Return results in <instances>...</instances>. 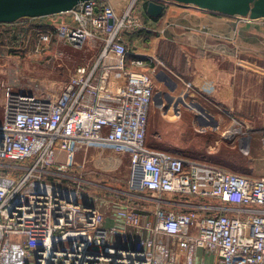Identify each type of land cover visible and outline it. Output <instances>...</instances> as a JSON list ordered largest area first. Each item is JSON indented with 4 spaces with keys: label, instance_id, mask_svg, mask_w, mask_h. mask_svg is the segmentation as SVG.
I'll use <instances>...</instances> for the list:
<instances>
[{
    "label": "built area",
    "instance_id": "built-area-1",
    "mask_svg": "<svg viewBox=\"0 0 264 264\" xmlns=\"http://www.w3.org/2000/svg\"><path fill=\"white\" fill-rule=\"evenodd\" d=\"M136 1L88 0L72 10L75 24L39 31L31 51L48 50L55 35L78 50L91 39L102 42L98 56L74 67L57 93L7 88L0 264H177L170 259L174 245L184 254L181 264H194L198 248L217 255L219 264H264V173L243 175L148 145L155 85L136 68L144 60L132 59L129 67L122 38L126 29L145 27L132 14ZM247 123L233 119L229 128L245 129L232 139L251 153L254 129ZM260 143L264 152V131ZM107 145L129 159L112 224L77 190L43 178L59 153L87 159ZM18 168L24 171L14 176ZM190 198L202 202L182 201Z\"/></svg>",
    "mask_w": 264,
    "mask_h": 264
},
{
    "label": "crops",
    "instance_id": "crops-1",
    "mask_svg": "<svg viewBox=\"0 0 264 264\" xmlns=\"http://www.w3.org/2000/svg\"><path fill=\"white\" fill-rule=\"evenodd\" d=\"M146 2L140 0L141 9L135 14L145 27L129 31L137 38L139 51L131 53L128 61L141 56L162 57V61L153 69L157 79H160L159 75L165 78L162 83L165 92L155 88L157 95H164L161 97L162 104L188 103L190 110L196 107L203 109L209 118H215V112L218 113V121H225L229 116L232 119L244 118L254 129L251 152L257 143L255 141H258L261 149V140L259 142L258 139L264 131V19L246 20L237 16L223 18L192 5L180 6L172 2L165 3V11L160 18H153L145 12ZM70 13H58L50 18L55 21L53 24H61L71 21L70 17L64 15ZM19 22L0 26V30L3 29L0 31V51L34 49L38 41V29L27 27L28 22ZM129 36H123L128 46ZM140 41L148 46L146 52L140 46ZM59 42L71 47L62 39ZM90 42L98 45V53L93 57L95 59L102 42L96 38ZM237 45L247 50L241 51L242 56H239ZM178 62L177 68H169ZM144 71L150 74L148 69ZM124 189L121 187V190ZM167 197L178 200L173 194ZM182 201L202 202L199 198ZM112 223L109 217L108 224ZM183 257L181 247L172 246L171 261L181 264ZM194 264H219V258L213 252L198 248L194 254Z\"/></svg>",
    "mask_w": 264,
    "mask_h": 264
},
{
    "label": "rangeland",
    "instance_id": "rangeland-1",
    "mask_svg": "<svg viewBox=\"0 0 264 264\" xmlns=\"http://www.w3.org/2000/svg\"><path fill=\"white\" fill-rule=\"evenodd\" d=\"M139 2L140 0H137L134 5L133 16L138 14L141 9V3ZM64 15L71 18V21L65 23L75 24L73 12ZM218 16L223 18L235 17ZM50 17L52 15L35 18L24 17L18 21H20L19 23L28 22L27 27H35L38 29L37 32L35 31L38 34L39 31H53L58 25L53 24L55 21L51 20ZM237 17L252 20L242 16ZM261 19L264 18L258 20ZM133 30L126 29L122 35V38L124 34L130 35L129 38L127 37L130 39L128 40L130 44L129 46L126 45L131 53L139 51L137 38L129 33ZM59 39L60 37L55 35L52 46L46 51H0V123H3L5 94L8 87H12L17 91L33 92L41 96L48 93L54 95L60 90L74 67L88 62L98 53V45L93 42L78 50L65 45L63 42L60 43ZM140 42V46L146 52L148 46L143 41ZM58 48L60 51H55ZM236 49L239 51V56H242L243 52L241 51H247L245 47L240 45H237ZM161 58L148 56L143 58L141 56L139 59L144 60V62L136 68L139 70L148 69L153 80L156 81L154 82L155 88H161L165 92L166 88L162 85L165 82L164 76L159 75L158 78L160 79H157L153 70ZM171 58H174V56L171 55ZM172 66L169 68H177L179 62L177 65L173 63ZM155 88L154 91H156ZM163 96V93H160V95L155 93L149 112L147 141L151 148L197 161L216 164L243 175L264 173V152L262 148L260 149L258 141H255L257 143L252 152L246 153L240 145V139H232L230 136L231 133L228 130L231 128H229V125L233 123L231 116L225 121H218V113L215 112V118L214 116L209 118L207 113H204L206 111H202L203 109L200 110L196 107L190 110L188 108L190 104L188 103H183L184 105L182 103L178 105L162 104L161 97ZM238 120L248 122V125H244V127H252L246 119L238 118ZM233 129L237 128L234 127ZM241 131H245V129L243 128ZM258 140L260 142L261 137ZM4 162L8 163L10 161L5 160ZM11 170L14 176H18L24 171L19 168ZM5 171L6 169H0V173ZM128 171L129 159L127 156L121 155L112 145H107L101 150L89 152L87 159L83 154L68 158L66 152L59 153L55 165L43 174V178L60 187L77 190L79 199L99 207L105 212L106 216L111 217L115 212L114 209H116L115 202L118 203L121 199V187H125V189L127 187L125 177L128 175Z\"/></svg>",
    "mask_w": 264,
    "mask_h": 264
},
{
    "label": "water",
    "instance_id": "water-1",
    "mask_svg": "<svg viewBox=\"0 0 264 264\" xmlns=\"http://www.w3.org/2000/svg\"><path fill=\"white\" fill-rule=\"evenodd\" d=\"M88 0H0V23H14L24 17H44L74 10ZM145 12L160 18L166 2L252 20L264 18V0H146Z\"/></svg>",
    "mask_w": 264,
    "mask_h": 264
},
{
    "label": "bare ground",
    "instance_id": "bare-ground-1",
    "mask_svg": "<svg viewBox=\"0 0 264 264\" xmlns=\"http://www.w3.org/2000/svg\"><path fill=\"white\" fill-rule=\"evenodd\" d=\"M228 131H230V133H231L230 136L231 137H234L236 133L241 132V130L233 129V128L232 129H229Z\"/></svg>",
    "mask_w": 264,
    "mask_h": 264
},
{
    "label": "trees",
    "instance_id": "trees-1",
    "mask_svg": "<svg viewBox=\"0 0 264 264\" xmlns=\"http://www.w3.org/2000/svg\"><path fill=\"white\" fill-rule=\"evenodd\" d=\"M145 7H146V4H145ZM206 11V10H205ZM209 12H211V11H209ZM211 13H214V14H216V15H224V14H221V13H216V12H211ZM226 16H228V15H226ZM15 23V22H14ZM7 24H11V23H0V26H4V25H7ZM0 31H3V29H1Z\"/></svg>",
    "mask_w": 264,
    "mask_h": 264
}]
</instances>
